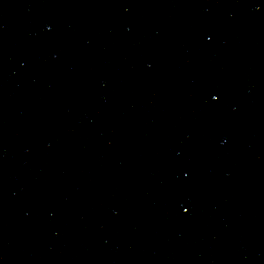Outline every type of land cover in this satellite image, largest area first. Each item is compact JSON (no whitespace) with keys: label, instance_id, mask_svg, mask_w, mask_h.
<instances>
[{"label":"water","instance_id":"obj_1","mask_svg":"<svg viewBox=\"0 0 264 264\" xmlns=\"http://www.w3.org/2000/svg\"><path fill=\"white\" fill-rule=\"evenodd\" d=\"M0 199L84 264H264V0H0Z\"/></svg>","mask_w":264,"mask_h":264},{"label":"snow or ice","instance_id":"obj_2","mask_svg":"<svg viewBox=\"0 0 264 264\" xmlns=\"http://www.w3.org/2000/svg\"><path fill=\"white\" fill-rule=\"evenodd\" d=\"M212 99H213V100H216V99H217V97L214 95V96H212Z\"/></svg>","mask_w":264,"mask_h":264}]
</instances>
